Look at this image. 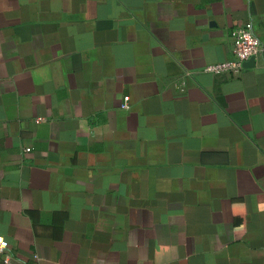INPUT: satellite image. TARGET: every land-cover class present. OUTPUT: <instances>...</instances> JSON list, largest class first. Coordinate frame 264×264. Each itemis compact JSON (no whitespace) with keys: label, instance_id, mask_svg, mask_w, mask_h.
I'll return each mask as SVG.
<instances>
[{"label":"crops","instance_id":"1","mask_svg":"<svg viewBox=\"0 0 264 264\" xmlns=\"http://www.w3.org/2000/svg\"><path fill=\"white\" fill-rule=\"evenodd\" d=\"M236 27L264 0H0V264H264V52L205 71Z\"/></svg>","mask_w":264,"mask_h":264},{"label":"built area","instance_id":"2","mask_svg":"<svg viewBox=\"0 0 264 264\" xmlns=\"http://www.w3.org/2000/svg\"><path fill=\"white\" fill-rule=\"evenodd\" d=\"M231 58L223 62L210 64L205 71L214 75L237 76L245 68V62L254 59L264 52V45L253 35L248 27H236L230 31ZM128 97H124V105ZM9 244L0 237V255L8 259Z\"/></svg>","mask_w":264,"mask_h":264},{"label":"water","instance_id":"3","mask_svg":"<svg viewBox=\"0 0 264 264\" xmlns=\"http://www.w3.org/2000/svg\"><path fill=\"white\" fill-rule=\"evenodd\" d=\"M251 60H252V59H249L248 61H246L244 65H246V64H247L249 61H251Z\"/></svg>","mask_w":264,"mask_h":264}]
</instances>
